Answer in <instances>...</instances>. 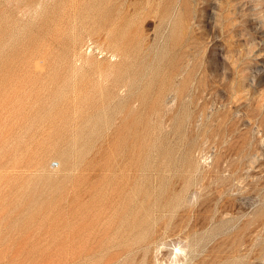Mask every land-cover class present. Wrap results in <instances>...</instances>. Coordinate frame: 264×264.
<instances>
[{
    "label": "rangeland",
    "instance_id": "obj_1",
    "mask_svg": "<svg viewBox=\"0 0 264 264\" xmlns=\"http://www.w3.org/2000/svg\"><path fill=\"white\" fill-rule=\"evenodd\" d=\"M0 264H264V0H0Z\"/></svg>",
    "mask_w": 264,
    "mask_h": 264
}]
</instances>
